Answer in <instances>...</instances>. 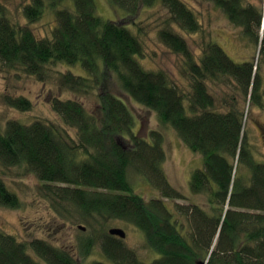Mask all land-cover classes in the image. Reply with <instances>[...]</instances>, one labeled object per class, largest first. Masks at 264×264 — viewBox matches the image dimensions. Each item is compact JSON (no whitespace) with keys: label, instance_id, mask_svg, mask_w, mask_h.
<instances>
[{"label":"trees","instance_id":"1","mask_svg":"<svg viewBox=\"0 0 264 264\" xmlns=\"http://www.w3.org/2000/svg\"><path fill=\"white\" fill-rule=\"evenodd\" d=\"M207 1L242 28L243 37L261 42L264 59L260 4ZM110 2L122 11V19L99 13L96 0H32L23 7L28 20L23 24L8 15L0 0V71L46 82L56 69L53 79L60 93L77 96L49 98L77 139L48 121L11 118L0 128V169L30 171L39 179L46 199L64 208L69 203L88 224L119 219L134 225L159 254L152 262H144L122 238L104 233L100 247L107 262L95 264H264V160L253 148L243 109L248 102L264 105L261 69L252 58H231L215 38L202 50H192L183 32L199 33L203 26L185 0ZM157 4L168 10V17L156 28L157 36L183 58L180 74L186 82L142 62L145 45L140 31L132 26L138 23L134 17ZM47 8L55 11L56 24L51 36L41 37L29 21L39 20ZM125 18L129 22L121 21ZM59 63L79 64L85 74L53 67ZM109 78L203 157L190 174L189 195L167 176L163 132L137 128L138 117L122 97L110 91ZM92 96L98 104L89 109L83 99ZM2 98L20 111L33 108L24 95L8 91ZM3 175L0 172V206L21 208V197ZM137 179L160 195L150 199L139 195ZM197 195L206 199L190 200ZM95 244L89 232L78 238L83 257L92 254ZM0 264L78 261L70 250L47 240L18 242L12 234L0 232Z\"/></svg>","mask_w":264,"mask_h":264},{"label":"rangeland","instance_id":"2","mask_svg":"<svg viewBox=\"0 0 264 264\" xmlns=\"http://www.w3.org/2000/svg\"><path fill=\"white\" fill-rule=\"evenodd\" d=\"M1 1L6 7L8 15L14 21L23 24L28 23L23 14V7L31 3L32 0ZM96 1L99 13L110 19H122V11L114 8L110 0ZM185 1L195 9L203 26L199 33L189 34L183 32L191 49L200 51L209 40L215 38L232 55H230L231 58H252L255 67L261 69L260 75L263 80L261 93H264V59L261 55V42L256 44L246 36L243 37L242 28L234 25L222 10L218 9L212 2L207 0ZM245 1L260 4L264 11V0ZM55 17V11L47 8V11L39 20L32 23L29 21V25L39 36L48 37L53 33V27L56 24ZM167 17L168 10L160 4L143 8V11L134 17L138 23L132 26L136 31H140L139 35L145 45V55L142 62L148 68H164L173 74L175 79L180 78L186 82V79L180 74V67H183L181 65L183 58L167 48L157 36V26H162ZM121 21L129 22V19L125 18ZM260 34L263 36V32ZM53 67L65 71L69 69L77 74H85V70L79 64L59 63ZM51 75L52 77L49 80L41 82L31 75L23 74L19 77L15 71H12V73L0 71V128H3L11 118H18L24 122L41 119L66 129L71 136L77 139L76 131L63 122L62 118L53 110L49 101V98L57 95L65 99H75L77 96L70 91L60 93L59 84L53 79L57 76L56 69L51 70ZM108 80L110 91L122 97L138 117L137 128L143 129L145 132L149 129H159L163 132L165 136L164 147L167 154L164 166L167 176L177 189L189 195L191 193L189 190L190 174L193 169L202 164L203 157L188 149L175 130L161 126L155 113L136 103L115 80L111 78ZM8 91L30 98L33 102L32 110L20 111L6 105L2 94ZM83 101L89 109L95 108L98 104L97 97L93 96L84 98ZM243 109L247 115V125L250 127L253 148L259 158L264 160V105H252L248 102L245 106L243 105ZM0 172L5 173L4 178L11 188L19 194L23 202V206L19 209L0 206V232L12 234L18 242H30L34 239L47 240L58 247L70 250L78 264H95L96 261L107 262L100 247L101 236L104 233H109L111 228L119 227L127 232L126 237L122 239L125 245L135 250L138 256L145 260L144 262L148 261L147 263H150L158 258L159 254L146 244L144 234L134 225L119 219L99 220L88 224L80 212L69 203H66L64 208L46 199L41 193L39 179L30 171L25 172L23 167H14L0 169ZM137 181V192L145 199L160 195L148 183L141 179H137ZM204 198L206 199V197ZM204 198L197 195L190 200L201 202ZM187 200L182 199L179 201L187 202ZM168 202L171 206L173 205V201ZM80 225L85 226L86 229L80 228ZM82 232L91 233L96 240L92 254L87 257H83L78 249V238L82 235Z\"/></svg>","mask_w":264,"mask_h":264},{"label":"water","instance_id":"3","mask_svg":"<svg viewBox=\"0 0 264 264\" xmlns=\"http://www.w3.org/2000/svg\"><path fill=\"white\" fill-rule=\"evenodd\" d=\"M80 228H82V229H86V227L85 226H83V225H80ZM109 233L110 234H113V235H117V236H119L120 238H125L126 237V232H125V230L124 229H122V228H119V227H113V228H111L110 230H109ZM199 264H207V261L206 262H200Z\"/></svg>","mask_w":264,"mask_h":264},{"label":"bare ground","instance_id":"4","mask_svg":"<svg viewBox=\"0 0 264 264\" xmlns=\"http://www.w3.org/2000/svg\"><path fill=\"white\" fill-rule=\"evenodd\" d=\"M126 232V231H125ZM126 234H127V232H126ZM113 235V234H112ZM117 236V235H116ZM122 239H124V238H122Z\"/></svg>","mask_w":264,"mask_h":264}]
</instances>
